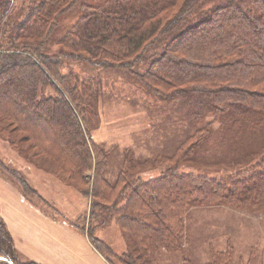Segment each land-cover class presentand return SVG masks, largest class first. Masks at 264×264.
<instances>
[{"label":"trees","instance_id":"obj_1","mask_svg":"<svg viewBox=\"0 0 264 264\" xmlns=\"http://www.w3.org/2000/svg\"><path fill=\"white\" fill-rule=\"evenodd\" d=\"M64 17L69 21L61 25ZM1 33L0 135L26 160L24 140L51 158L65 182L92 183L78 189L90 198L94 228L114 220L125 241L116 255L94 236L98 250L120 264H160L161 249L182 245L191 205L264 207V154L235 176L177 172L217 134L215 122L233 131L232 141L251 132L261 136L258 147L264 143V0H0ZM62 61L126 70L150 93L182 98L193 117L207 119L164 157L172 163L159 178L142 181L122 167L113 181L104 180L98 144L89 145L85 132L97 114L99 79L63 73ZM0 174L33 204L46 203L5 162ZM214 255L229 264L231 249ZM0 257L39 264L21 258L1 218Z\"/></svg>","mask_w":264,"mask_h":264},{"label":"rangeland","instance_id":"obj_2","mask_svg":"<svg viewBox=\"0 0 264 264\" xmlns=\"http://www.w3.org/2000/svg\"><path fill=\"white\" fill-rule=\"evenodd\" d=\"M68 21L69 17H64L60 23L63 25ZM71 67L62 61L63 73L71 71L81 77L92 76L100 82L97 114L85 132L89 145L98 144V158L105 165L102 171L104 180L113 181L122 167L142 181L159 178L168 164L172 163L165 159L174 153L183 138L203 126L207 119L193 117V111L182 98L165 100L150 93L140 80L126 70L92 68L82 63ZM0 123L4 124L1 120ZM212 126L218 130L217 134L208 135L197 148L195 156L180 164L177 172L207 174L212 177L235 176L264 154V143L258 147L263 142L260 141L261 136L250 132L248 138L239 134L236 135L239 140L232 141L235 136L228 126L222 127L218 122ZM21 135L19 132L13 134L15 138ZM20 145L31 160L23 158L0 135V162L16 169L27 180L29 173H32L34 179L30 185L46 201L43 203L33 198L35 205L56 221L73 224L79 231L88 233L92 245L95 236L112 253L122 254L125 241L116 222L113 220L94 228L95 220L88 216L90 198L84 196L78 188L91 189L92 183L84 185L65 182L51 158L34 152L26 140L20 142ZM227 159L231 160L228 162ZM93 171H86L88 178H91ZM223 181L227 185L226 180ZM26 196L33 197L29 193ZM186 223V236L183 237L182 245L172 251L161 249L158 255L160 264H182L185 257L194 264H219L223 262V257L214 254L228 248L231 249L229 264H264L263 206L239 209L228 204H195L189 207ZM81 235L79 233V238H76L79 245L83 244L79 247L90 251ZM96 250L109 264V261L120 264L112 254ZM103 264H106L104 260Z\"/></svg>","mask_w":264,"mask_h":264},{"label":"crops","instance_id":"obj_3","mask_svg":"<svg viewBox=\"0 0 264 264\" xmlns=\"http://www.w3.org/2000/svg\"><path fill=\"white\" fill-rule=\"evenodd\" d=\"M31 174L29 173V183L34 179ZM40 192L45 195L42 190ZM0 218L10 232L16 249L24 258L39 264H103V260L109 264L91 244L86 232L79 231L73 224L56 221L53 216L29 201L2 174ZM79 233L90 251L79 247L83 246L76 241Z\"/></svg>","mask_w":264,"mask_h":264},{"label":"water","instance_id":"obj_4","mask_svg":"<svg viewBox=\"0 0 264 264\" xmlns=\"http://www.w3.org/2000/svg\"><path fill=\"white\" fill-rule=\"evenodd\" d=\"M0 259L5 260L8 264H12V262L10 260L6 259V258L0 257Z\"/></svg>","mask_w":264,"mask_h":264}]
</instances>
